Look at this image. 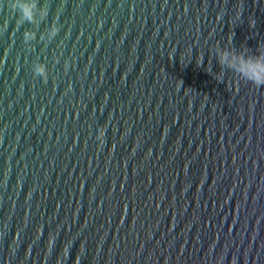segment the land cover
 I'll return each mask as SVG.
<instances>
[{"label": "water", "instance_id": "obj_1", "mask_svg": "<svg viewBox=\"0 0 264 264\" xmlns=\"http://www.w3.org/2000/svg\"><path fill=\"white\" fill-rule=\"evenodd\" d=\"M47 2L0 0V264H264V86L208 57L264 0Z\"/></svg>", "mask_w": 264, "mask_h": 264}, {"label": "clouds", "instance_id": "obj_2", "mask_svg": "<svg viewBox=\"0 0 264 264\" xmlns=\"http://www.w3.org/2000/svg\"><path fill=\"white\" fill-rule=\"evenodd\" d=\"M9 7L18 26H30L22 32L26 44H30L37 37L40 41H51L60 30L53 20L51 26L38 35L39 26L49 15L47 0H9ZM208 57L211 60L209 68L214 77L223 79L226 73H233L256 86H264V43L260 44L254 53L248 49H237L233 45L218 43L210 48ZM34 70L37 73L42 71L39 66Z\"/></svg>", "mask_w": 264, "mask_h": 264}]
</instances>
